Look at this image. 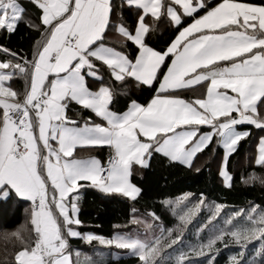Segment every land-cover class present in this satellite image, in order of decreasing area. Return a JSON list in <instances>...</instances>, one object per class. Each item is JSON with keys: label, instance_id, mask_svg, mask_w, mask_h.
<instances>
[{"label": "snow or ice", "instance_id": "obj_1", "mask_svg": "<svg viewBox=\"0 0 264 264\" xmlns=\"http://www.w3.org/2000/svg\"><path fill=\"white\" fill-rule=\"evenodd\" d=\"M21 24L30 55L0 43V213L28 207L24 223L0 232V264H215L230 244L229 264H264V205L225 213L203 192L190 207L186 192L160 199L177 220L165 227L144 183L157 165L162 177L177 165L199 172L200 155L222 147L218 175L232 187L230 158L264 133V0H0V34ZM146 89L155 93L141 102ZM105 148L106 160L92 154ZM253 163L264 169V135ZM243 179L264 186L255 172ZM87 189L129 203L111 237L80 230ZM201 206L210 214L185 250ZM74 239L119 251L90 255Z\"/></svg>", "mask_w": 264, "mask_h": 264}, {"label": "trees", "instance_id": "obj_2", "mask_svg": "<svg viewBox=\"0 0 264 264\" xmlns=\"http://www.w3.org/2000/svg\"><path fill=\"white\" fill-rule=\"evenodd\" d=\"M217 0H211V3H216ZM259 2V0H255ZM190 22V21H189ZM27 29L21 24L19 30L9 39H5L6 34H0V43L12 49H23L25 53L30 55V47L32 44L31 36L27 35ZM167 38V33L164 34ZM24 86L23 80L16 79L14 87L22 89ZM158 86V85H157ZM155 93V89H147L144 101L150 99ZM185 97L191 96L190 91L183 93ZM121 108L124 102L121 101ZM264 135L258 129H254L251 139L242 142V146L237 154H233L230 158L229 169L232 173V187L227 188L223 185L221 178L218 175V165L220 163L223 150L222 147H217L211 155L208 150H205L204 155H200L199 160L196 161L201 171L197 172L195 168H187L182 165L167 169L161 176V171L157 165L153 170L149 171L145 176V185L149 189V203H152L158 208L165 227H172L177 223V220L163 208H159V201L161 198L179 197L183 193L189 192L199 198V193L203 192L206 197L205 205L210 206L213 202L224 203L228 207L222 211L230 213L233 209L245 208L247 209L251 203L256 205H264V186L259 181H254L252 184L244 183L243 178H247L251 173L255 172L258 175L264 176V169L255 166L253 158L256 155L259 136ZM97 155L102 160L108 156V149H97L92 153ZM199 155V154H198ZM139 176L136 180L139 181ZM197 198V200H198ZM195 201V203L197 202ZM194 203V204H195ZM193 204V205H194ZM208 206H201L195 209V215L188 218L189 226L182 235L184 240V249L187 246L196 244V229L200 224L206 221L209 213ZM28 207L27 203L18 204L14 210H9L7 213H0V232L3 230H14L25 221L24 209ZM129 203L118 197H104L94 190H85V195L80 206L79 216L83 221L80 226L82 232H94L103 236H112L115 231L120 230L115 225L123 224L126 217L129 215ZM244 213L241 217L235 218L241 225L246 224V219H243ZM219 219V217L217 218ZM203 239H207L208 233L202 232ZM256 242L250 241L251 248ZM73 247L87 251L88 254H93V249L99 247L94 243L93 245L85 244L79 239L72 241ZM5 242L0 239V261L4 257ZM238 250L235 244L219 246V251L215 256V264H229V257ZM189 258L195 261H201L202 257H197L194 253L189 254ZM108 264H136V260L123 256L118 260L110 258L107 260Z\"/></svg>", "mask_w": 264, "mask_h": 264}, {"label": "rangeland", "instance_id": "obj_3", "mask_svg": "<svg viewBox=\"0 0 264 264\" xmlns=\"http://www.w3.org/2000/svg\"><path fill=\"white\" fill-rule=\"evenodd\" d=\"M195 87H199V86H195ZM139 94V91H137L136 92V97H137V95ZM141 102H144V99H143V101H141ZM257 151H258V145H257ZM257 151H256V154H257ZM183 195V194H182ZM181 195V196H182ZM181 196H179V197H181ZM175 198H177V197H174V198H170L169 197V199H175ZM197 196H194L193 195V197H191L190 199H191V201H192V204H190L189 206L191 207L194 203H195V201L197 200ZM118 231H120V230H117V231H115L114 233H116V232H118ZM88 232H91V231H88ZM92 233H94V232H92ZM96 234V233H95ZM99 235V234H98ZM105 237H111V236H105ZM99 248L98 249H100V250H102V251H104L106 254L107 253H109V252H118L119 250H117V249H115V248H111V249H108V248H104L103 246H100V245H98V244H96ZM73 248H76V247H73ZM81 250V249H80ZM81 251H83V250H81ZM83 252H85V251H83ZM86 253H88L87 251H86ZM110 258H112L111 256H106V259L108 260V259H110Z\"/></svg>", "mask_w": 264, "mask_h": 264}, {"label": "crops", "instance_id": "obj_4", "mask_svg": "<svg viewBox=\"0 0 264 264\" xmlns=\"http://www.w3.org/2000/svg\"><path fill=\"white\" fill-rule=\"evenodd\" d=\"M146 91L147 89L143 91H139V94L137 95V97L140 99V101H143Z\"/></svg>", "mask_w": 264, "mask_h": 264}, {"label": "built area", "instance_id": "obj_5", "mask_svg": "<svg viewBox=\"0 0 264 264\" xmlns=\"http://www.w3.org/2000/svg\"><path fill=\"white\" fill-rule=\"evenodd\" d=\"M106 159H107V158H106ZM106 159H105V160H106Z\"/></svg>", "mask_w": 264, "mask_h": 264}]
</instances>
